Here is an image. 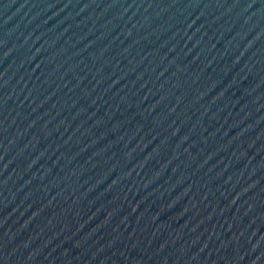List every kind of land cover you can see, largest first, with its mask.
I'll return each mask as SVG.
<instances>
[{"label": "water", "instance_id": "95a60500", "mask_svg": "<svg viewBox=\"0 0 264 264\" xmlns=\"http://www.w3.org/2000/svg\"><path fill=\"white\" fill-rule=\"evenodd\" d=\"M0 264H264V0H0Z\"/></svg>", "mask_w": 264, "mask_h": 264}]
</instances>
